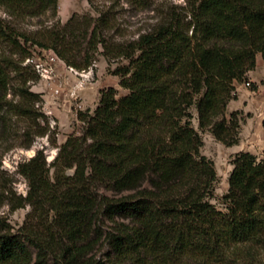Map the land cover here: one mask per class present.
I'll return each mask as SVG.
<instances>
[{
	"label": "trees",
	"instance_id": "1",
	"mask_svg": "<svg viewBox=\"0 0 264 264\" xmlns=\"http://www.w3.org/2000/svg\"><path fill=\"white\" fill-rule=\"evenodd\" d=\"M96 1V16L62 24L58 0H0L9 18L0 16V168L53 133L32 90L37 49L78 71L100 54L125 60L115 75L129 92L105 90L94 112L81 111L80 133L51 163L42 150L18 166L28 193L2 188L0 209L31 211L19 228L0 216V264H264V154L234 157L219 207L216 166L192 124L195 111L202 132L237 145L238 113L226 110L264 61V0H184V18L129 39L112 9L151 0ZM48 16L36 31L21 28Z\"/></svg>",
	"mask_w": 264,
	"mask_h": 264
},
{
	"label": "rangeland",
	"instance_id": "2",
	"mask_svg": "<svg viewBox=\"0 0 264 264\" xmlns=\"http://www.w3.org/2000/svg\"><path fill=\"white\" fill-rule=\"evenodd\" d=\"M96 3L98 6H109L104 0H97ZM149 5L150 7L144 10H136L122 3L113 5L115 20L126 38L136 37L140 32L150 30L164 17L184 18L187 14V4L184 0H151ZM58 7L57 20H61L62 24L74 14L91 13L96 16L88 0H58ZM0 16L9 19L2 10ZM46 20L50 21V16L22 24L21 28L33 32L39 29V21ZM31 63L40 74V80L32 84V90L42 95V108L50 119L53 133L50 139L38 138L30 149H14L2 159L0 191L5 187L12 188L22 196L28 193V183L26 178L19 174L20 164L29 161L42 150L48 163H51L59 153L56 146H62L71 135L80 133L78 116L81 111L94 112L99 106L103 91L113 88L117 91L118 98L129 93L119 85L120 77L115 75L118 68L127 64L125 60L109 61L100 54L89 70L78 71L68 67L54 52L37 49ZM252 72L241 83H236L237 99L230 101L226 110L228 119L232 113H238L241 128L237 145L227 146L217 141L210 131L202 132L198 125L197 113L193 111L195 119L192 124L200 132L204 142L201 153L216 166L218 183L213 203L219 207L221 199L229 190L228 180L234 168V157L244 151L258 157L264 154V68L258 69L257 65ZM247 82L251 85L248 86ZM53 141L56 142L55 145L52 144ZM30 211L29 207L12 211L9 206L3 205L0 216L8 220L13 227L19 228Z\"/></svg>",
	"mask_w": 264,
	"mask_h": 264
},
{
	"label": "crops",
	"instance_id": "3",
	"mask_svg": "<svg viewBox=\"0 0 264 264\" xmlns=\"http://www.w3.org/2000/svg\"><path fill=\"white\" fill-rule=\"evenodd\" d=\"M256 63H258L257 64L258 65V69L259 68H261V69L264 68V61H263L262 56L261 57L257 56ZM251 73H253V72H251Z\"/></svg>",
	"mask_w": 264,
	"mask_h": 264
},
{
	"label": "built area",
	"instance_id": "4",
	"mask_svg": "<svg viewBox=\"0 0 264 264\" xmlns=\"http://www.w3.org/2000/svg\"><path fill=\"white\" fill-rule=\"evenodd\" d=\"M247 85L249 86V85H251V83L250 82H247Z\"/></svg>",
	"mask_w": 264,
	"mask_h": 264
}]
</instances>
